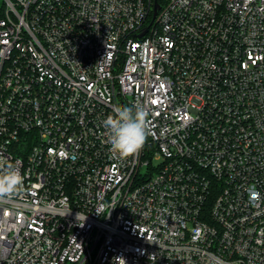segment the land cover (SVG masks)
<instances>
[{"label": "built area", "instance_id": "built-area-1", "mask_svg": "<svg viewBox=\"0 0 264 264\" xmlns=\"http://www.w3.org/2000/svg\"><path fill=\"white\" fill-rule=\"evenodd\" d=\"M0 158V264H264V0H2Z\"/></svg>", "mask_w": 264, "mask_h": 264}, {"label": "clouds", "instance_id": "clouds-1", "mask_svg": "<svg viewBox=\"0 0 264 264\" xmlns=\"http://www.w3.org/2000/svg\"><path fill=\"white\" fill-rule=\"evenodd\" d=\"M150 124L149 112L143 106L115 107L103 121L110 150L121 157L138 154L150 133ZM24 180L16 164L0 158V202L23 196Z\"/></svg>", "mask_w": 264, "mask_h": 264}, {"label": "rangeland", "instance_id": "rangeland-1", "mask_svg": "<svg viewBox=\"0 0 264 264\" xmlns=\"http://www.w3.org/2000/svg\"><path fill=\"white\" fill-rule=\"evenodd\" d=\"M1 4H2V0H0V7H1Z\"/></svg>", "mask_w": 264, "mask_h": 264}]
</instances>
